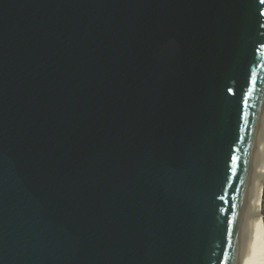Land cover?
Returning a JSON list of instances; mask_svg holds the SVG:
<instances>
[{"label": "water", "instance_id": "obj_1", "mask_svg": "<svg viewBox=\"0 0 264 264\" xmlns=\"http://www.w3.org/2000/svg\"><path fill=\"white\" fill-rule=\"evenodd\" d=\"M263 127L262 0H0V264H246Z\"/></svg>", "mask_w": 264, "mask_h": 264}, {"label": "bare ground", "instance_id": "obj_2", "mask_svg": "<svg viewBox=\"0 0 264 264\" xmlns=\"http://www.w3.org/2000/svg\"><path fill=\"white\" fill-rule=\"evenodd\" d=\"M264 172V127L262 130L257 164L251 193V226L248 240L246 264H264V220L260 213L259 201Z\"/></svg>", "mask_w": 264, "mask_h": 264}, {"label": "snow or ice", "instance_id": "obj_3", "mask_svg": "<svg viewBox=\"0 0 264 264\" xmlns=\"http://www.w3.org/2000/svg\"><path fill=\"white\" fill-rule=\"evenodd\" d=\"M262 2H264V0H262ZM241 139H243V137H241ZM236 151H240V149H236ZM232 160V173L233 175H236L237 180L239 181L240 184H244V180L242 178L239 177L238 175V168L239 167H243V171L244 172H248L249 171V161L247 159L241 161L240 157L236 156V155H232L231 157ZM236 191L238 192L239 189H236ZM232 208H235V205H231ZM229 225L232 224V221L229 220L228 221Z\"/></svg>", "mask_w": 264, "mask_h": 264}, {"label": "built area", "instance_id": "obj_4", "mask_svg": "<svg viewBox=\"0 0 264 264\" xmlns=\"http://www.w3.org/2000/svg\"><path fill=\"white\" fill-rule=\"evenodd\" d=\"M259 199H260V201H259L260 213H261V216L264 220V180H263L262 189L260 192V198Z\"/></svg>", "mask_w": 264, "mask_h": 264}, {"label": "rangeland", "instance_id": "obj_5", "mask_svg": "<svg viewBox=\"0 0 264 264\" xmlns=\"http://www.w3.org/2000/svg\"><path fill=\"white\" fill-rule=\"evenodd\" d=\"M262 175H264V172H263V174ZM263 180H264V176L262 177V184H263ZM261 189H262V187H261Z\"/></svg>", "mask_w": 264, "mask_h": 264}]
</instances>
